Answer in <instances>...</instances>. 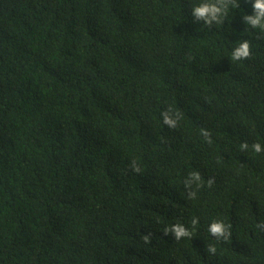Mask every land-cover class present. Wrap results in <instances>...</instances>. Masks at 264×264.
Here are the masks:
<instances>
[{
	"label": "trees",
	"instance_id": "16d2710c",
	"mask_svg": "<svg viewBox=\"0 0 264 264\" xmlns=\"http://www.w3.org/2000/svg\"><path fill=\"white\" fill-rule=\"evenodd\" d=\"M196 2L0 0V264H264V30Z\"/></svg>",
	"mask_w": 264,
	"mask_h": 264
},
{
	"label": "clouds",
	"instance_id": "9594fccd",
	"mask_svg": "<svg viewBox=\"0 0 264 264\" xmlns=\"http://www.w3.org/2000/svg\"><path fill=\"white\" fill-rule=\"evenodd\" d=\"M253 7V14H247L244 16V20L247 25L252 28H259L264 30V0H251ZM229 10V3L227 0H198L192 8V15L197 19H202L207 25L213 23L220 24L223 22L225 15ZM251 55V43L249 40L244 39L238 41L230 51L231 61H241L248 58ZM163 122L171 128L176 127L180 114L173 112L171 109L165 111L163 114ZM202 134L209 139L210 136L207 130H203ZM242 148L247 149L249 145L247 143L241 145ZM252 150L255 153L264 152V143L256 142L251 145ZM185 183L191 187L196 184L197 187L202 183V178L199 172H192L188 180ZM196 192L192 191L191 197L195 198ZM197 221L193 220L192 224L196 225ZM166 232L171 231L175 234L176 238L186 237L191 235L189 229L183 223H176L171 225L170 230L166 229ZM209 233L217 239L223 238L227 240L231 235V225L226 224L223 220H213L208 226ZM207 251L209 253H215L217 248L214 244L207 245Z\"/></svg>",
	"mask_w": 264,
	"mask_h": 264
}]
</instances>
